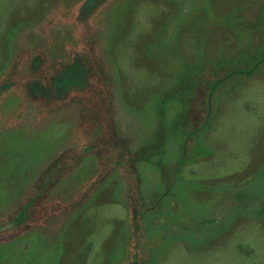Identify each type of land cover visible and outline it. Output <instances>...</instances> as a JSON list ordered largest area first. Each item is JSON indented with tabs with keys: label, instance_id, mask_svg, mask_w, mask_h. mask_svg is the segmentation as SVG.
Returning <instances> with one entry per match:
<instances>
[{
	"label": "rangeland",
	"instance_id": "obj_1",
	"mask_svg": "<svg viewBox=\"0 0 264 264\" xmlns=\"http://www.w3.org/2000/svg\"><path fill=\"white\" fill-rule=\"evenodd\" d=\"M0 264H264V0H0Z\"/></svg>",
	"mask_w": 264,
	"mask_h": 264
}]
</instances>
